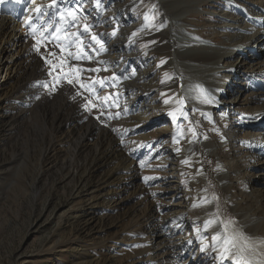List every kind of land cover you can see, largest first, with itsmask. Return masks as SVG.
Here are the masks:
<instances>
[{
	"label": "rangeland",
	"instance_id": "rangeland-1",
	"mask_svg": "<svg viewBox=\"0 0 264 264\" xmlns=\"http://www.w3.org/2000/svg\"><path fill=\"white\" fill-rule=\"evenodd\" d=\"M118 1L126 3L136 0H112V4L103 0H59L55 9L61 14L59 24L65 21L67 33L71 32L70 37L56 35L55 41L54 37L49 38L55 46L46 51L48 55L40 58L43 78L33 81L30 91L24 88L25 99L20 97L3 106L2 115L7 120L4 122L5 118L0 119V264H185L182 261L188 255L179 261L172 258L190 250V257L200 259L197 264H237L232 255L225 260L218 258L213 251L212 237L209 243H196L193 234L200 228L201 221L195 216L196 210L183 208V205L198 199L205 188L211 192L216 212L221 213L225 222L237 221L231 211L232 205L258 216L263 213L256 205V199L251 201V198L243 195L240 184L232 183L228 191L231 197H227L216 178L217 156L205 155L203 148L196 146L190 134L192 116L198 118L201 135L207 133L215 145L222 139L219 133L222 131L226 135L233 124L224 117L216 121V114L219 119L224 116L220 109L212 114L211 122L209 117L199 115L195 108L188 109L180 123L175 120L178 110L167 105H170L175 94L177 81L173 78V71L163 65L166 49L161 48V36L153 32L147 37H139L136 43L132 41L129 48L119 52L112 51L107 38L104 39L106 34L111 35L110 40L118 37L122 40L124 36L122 19L111 16L109 10ZM154 4V0H141L128 5L125 12L134 21L150 16L153 22L158 15ZM201 13L195 10L192 15ZM205 21L202 19L197 23L201 25ZM134 31L133 35L140 32L139 28ZM109 52L121 53L126 57L132 53L133 58L126 61L120 70L115 63L107 64L104 60ZM50 55L54 62V74L59 75L57 79L51 78L48 71L53 67L44 62L47 58L53 64ZM98 58L102 60L98 61ZM149 64L152 67L149 79L153 80V93L146 101H153L156 119L162 117L165 123L159 122L146 131H138L135 123L127 122L131 116L127 105L133 91L123 88L122 84L140 79L139 88L146 89L140 70ZM35 68L37 71L36 65ZM50 71L53 73L52 69ZM69 80L73 83H68ZM12 83L13 80L2 81L0 93L5 95ZM27 97V102L21 104ZM62 100L75 107L73 115L68 118L73 121L70 120L67 125L62 119L57 128L56 121H52L53 126L50 121ZM48 109L54 110L46 115ZM79 115L83 116L80 121L77 120ZM84 123V127L93 126L95 131L106 130L119 144L115 147L119 154L122 152L120 158L126 156L134 160L131 165L135 172L132 173L137 174L138 178L130 189L133 193L127 196L132 197L135 191L137 196L132 201L119 203L99 196L95 204H91L90 195L85 190L104 185L101 182L103 170L108 168L95 164L97 155H93V147L79 150L82 140L80 142L78 137H83L87 144L94 140L93 136L82 133L80 128ZM163 123L170 130L179 124L177 134L186 141V145L190 144L187 150L189 154L186 155L189 157L176 161L180 166L178 172L174 165L171 168L169 162L160 160L167 150L178 144H173L169 137L176 132V127L170 132L165 130L147 136L149 132L161 128ZM180 139L177 138L176 142H180ZM238 146L243 148L245 145L239 141L235 148ZM229 150L222 147L218 152L224 157ZM94 164L101 170H97ZM184 164L186 167L183 170L181 167ZM174 180L179 185L177 190L173 188ZM251 183L255 190L264 189V183ZM174 195V202H170V197ZM179 199L183 204L174 209L172 204L178 203ZM138 200V203L142 200V204L135 203ZM150 210L153 216L148 217L146 214ZM159 232L172 257L160 258L162 251L158 250L156 244ZM85 249L87 251L84 253ZM200 255L204 257L200 258Z\"/></svg>",
	"mask_w": 264,
	"mask_h": 264
},
{
	"label": "bare ground",
	"instance_id": "bare-ground-1",
	"mask_svg": "<svg viewBox=\"0 0 264 264\" xmlns=\"http://www.w3.org/2000/svg\"><path fill=\"white\" fill-rule=\"evenodd\" d=\"M103 1L107 4L112 2V0ZM140 1L126 3L118 1L109 9L111 16L119 20L122 19L125 28H123L124 36L121 39L127 41L124 42L119 37L110 40L111 35L106 34L107 37L105 36L104 39L107 38L109 48L114 52H119L121 49L129 48V44L132 41H137L139 37H147L153 32L161 36V48L166 49L163 65L167 70L174 72V80L177 83L181 81L183 87L179 90L176 84L174 85L175 94L167 107L173 106V109L180 110L184 114L185 112L179 104L180 97H184L188 107L195 108L197 113L203 117L212 119V114L221 110L224 116L219 119V115L216 114V121H220L224 117L233 124H230L226 133L229 139L228 144H223L221 139L219 144L215 145L209 135L202 136L197 116L191 118L193 124L190 134H192L196 146L203 148L205 155L214 154L217 156L216 178L227 193V197L229 198V195L231 197V193H228L231 184H240L243 187V195L251 198L249 199L251 201L256 199V205L263 211L258 216L256 213L244 211V208L238 209L232 205L231 211L237 217V221L235 223L233 221L225 222L221 213L216 212V204L211 192L203 188L198 199H193L189 205H183V208L187 210H196L195 216L201 221L200 228L193 234V237L195 236L197 244L203 241L209 243L213 238L211 240L213 251L220 259L232 255L236 263L242 257L243 260L250 261L251 264H264V189L255 190L251 187V182L264 183V0H154L158 15L156 19L152 20L153 22L150 21V16L144 20L141 17V20L136 21L127 16L125 8ZM58 5L59 0H56L55 4H53V0H35V2L34 0H0V89L3 86L2 81L5 83L6 80H13L6 94L0 93V119L5 118L2 111L8 101H17L20 97L25 99L24 88L26 91H30V84L36 79L39 81L43 78L40 58L47 54L46 51L49 48L55 46L49 38H55L56 35L70 37L71 32L67 33L65 21L62 20L61 25L59 24L61 14L55 10ZM37 7L41 9L40 13H37ZM195 10H200L202 13L193 16ZM202 19L207 21L201 25L198 24L197 21ZM137 28L140 32L133 35ZM119 35L121 36V34ZM39 39H41L40 44L37 43ZM77 43L79 45V42ZM37 45H39L38 49H36ZM116 49L118 50L116 51ZM110 53L103 56L104 60L107 64L115 63L119 69L126 61L133 58L132 53H129L127 57L120 55L121 53ZM262 56L263 58H261ZM101 60L98 58V61ZM151 68L149 64L144 70H140L142 72L140 77L145 80L142 84L147 87L146 89L139 88L141 87L140 79L138 81L128 80L129 84L127 82L122 84L123 88L133 91L130 94L129 104H125L130 107L129 113H131L127 122L135 123L138 131H146L150 127H155L159 122L165 123L162 117L156 119L154 110L156 106H153V101H146V98L153 93L151 87L153 80L149 79L152 76ZM135 90L136 92H134ZM27 99L29 98L27 97L20 103H26ZM74 108L63 101L58 103L57 110L48 109L46 115L52 113L51 110L55 111L54 117L50 121L51 126H53L52 121L54 120L58 128L62 119L68 125L70 120L73 121L68 118L73 115ZM77 118L80 121L83 116L79 115ZM3 120L5 122L7 119ZM164 123L160 126L161 128L149 132L147 136L154 135L156 132L169 131L170 127ZM85 124L81 125L82 133L90 137L93 136L94 140L91 144H87L84 143L83 137H78L80 142L82 140V146L78 149L93 147V155H97L94 158L95 164L101 165L100 168H108L103 170L101 182L104 185L100 187L97 185L98 188L93 187L85 190L90 195L91 204L94 205V201L99 196L103 199L110 198V200L119 203H126L127 200L132 201L137 193L134 191L132 197L127 198V196L133 193V190L130 189L133 188L132 186L138 178L137 174H133L135 171L131 164L134 160L128 159L126 156L123 159L120 158L122 152L119 154L118 148L115 147L118 143L106 130L95 131L93 126L91 128L84 127ZM239 141L245 145L243 148L239 146L235 148ZM247 141L249 142L248 146L246 145ZM177 143L167 150L165 156L160 159L169 162L171 168L174 165V169H177L176 172L180 171L177 159L185 158L189 154L187 150L190 145H186L187 143L183 139ZM176 147H178V151H175ZM222 147L230 149L229 154L226 153L224 157L218 152ZM95 164L97 170H101ZM117 165L121 167L119 168ZM185 167L186 164L181 169L184 170ZM132 171L134 172L132 173ZM175 183L176 181L173 183V188L177 190L179 185ZM174 197L175 195L170 197V202H174ZM138 202L139 200L135 203ZM177 202L172 204L174 209L180 206V203L183 204L180 199ZM138 204H142V200ZM146 215L151 217L153 212L150 210ZM160 232L157 233L156 244L159 246L158 250L162 251L159 252L160 258L167 259L172 256L165 248L166 244L162 242L163 235ZM227 238L234 239L231 243H226ZM245 240L248 244L245 251L238 249V246L245 244ZM86 251L85 249L84 253ZM181 254L182 256L177 255L172 259L179 261L183 256L188 255L189 257L182 263L197 264L200 260L196 256L190 257L191 250ZM202 257L204 256L200 255V258ZM88 262L90 261L88 260Z\"/></svg>",
	"mask_w": 264,
	"mask_h": 264
},
{
	"label": "snow or ice",
	"instance_id": "snow-or-ice-1",
	"mask_svg": "<svg viewBox=\"0 0 264 264\" xmlns=\"http://www.w3.org/2000/svg\"><path fill=\"white\" fill-rule=\"evenodd\" d=\"M34 2H35V0H34ZM55 3H56V0H53V4H55ZM36 11H37V13H40L41 12V9L39 7H37L36 8ZM69 15H73V14L72 13H69ZM93 39H95V37H93ZM101 48L103 50V46H101ZM68 83L71 84L72 81L69 80ZM216 238H218V237H216ZM216 238H214V239H216ZM233 239L234 238H227L226 239V243H231L233 241ZM237 264H251V262L250 261H247V260H243V258L241 257V259L239 261H237Z\"/></svg>",
	"mask_w": 264,
	"mask_h": 264
}]
</instances>
